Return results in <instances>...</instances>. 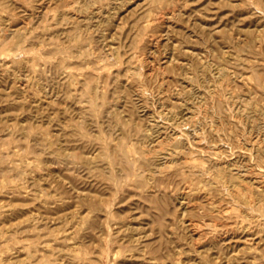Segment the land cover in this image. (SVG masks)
<instances>
[{
    "label": "rangeland",
    "instance_id": "374dc122",
    "mask_svg": "<svg viewBox=\"0 0 264 264\" xmlns=\"http://www.w3.org/2000/svg\"><path fill=\"white\" fill-rule=\"evenodd\" d=\"M0 5V33L4 27L6 34L28 27L17 59L7 53L19 48L18 39L0 38V52L5 50L0 56V264H264V154L258 149L264 145V0H0ZM97 85L102 97L96 99ZM149 133L151 138L143 136ZM175 136L183 146L178 157L188 153L207 169L220 162L246 174L239 182L248 198L246 230L239 218L243 203L225 193L215 172L184 182L189 173L183 169L152 180L143 166L145 175L125 176L120 144L134 145L129 149L138 157L141 148L166 150ZM213 149L222 152L220 160L210 158ZM149 155L155 163L164 159L154 150ZM184 213L199 226L191 229L205 234L202 239L193 240L180 223ZM212 224L219 226V237ZM222 238L235 247L229 261L215 258Z\"/></svg>",
    "mask_w": 264,
    "mask_h": 264
},
{
    "label": "bare ground",
    "instance_id": "6f19581e",
    "mask_svg": "<svg viewBox=\"0 0 264 264\" xmlns=\"http://www.w3.org/2000/svg\"><path fill=\"white\" fill-rule=\"evenodd\" d=\"M60 1V0H59ZM4 3V2H3ZM72 4H73V2H72ZM0 6H2V5H0ZM63 6V5H62ZM12 7V6H11ZM10 7V8H11ZM67 7H69V5L67 6ZM85 7L86 8H89V7H87V4L85 5ZM63 8V7H62ZM77 8V7H76ZM75 9V8H74ZM101 9V8H100ZM63 10H66V9H63ZM62 10V11H63ZM57 11H60V10H57ZM67 11H71L70 9H67ZM76 11V10H75ZM77 11H78V9H77ZM80 11V10H79ZM78 11V12H79ZM92 11V10H91ZM101 12L103 11V10H100ZM64 12V11H63ZM62 12V13H63ZM66 12V11H65ZM88 12H89V10H88ZM95 12H98V11H95ZM94 12V13H95ZM58 13V12H57ZM61 13V14H62ZM72 13V12H71ZM87 13V12H86ZM64 14V13H63ZM66 14H68V13H66ZM80 14V13H79ZM100 14V13H99ZM99 14H97V16L99 15ZM59 15H60V13H59ZM76 15V14H75ZM94 15V14H93ZM61 16V15H60ZM63 16V15H62ZM67 16V15H66ZM75 17V16H74ZM7 18V17H6ZM85 18H86V16H85ZM95 18V17H94ZM98 18V17H97ZM92 19V18H91ZM108 19V18H107ZM167 19H169V18H167ZM2 20V19H1ZM8 20V19H7ZM57 20V19H56ZM9 21H10V19H9ZM55 21V20H54ZM86 21V20H85ZM94 21V20H93ZM76 22V21H75ZM101 22V21H100ZM27 23V22H26ZM105 23H106V21H105ZM25 24V23H24ZM50 24H52V23H50ZM90 23H88V25H89ZM96 24V23H95ZM1 25V24H0ZM10 24H8V26H9ZM49 25V24H48ZM64 25V24H63ZM92 25V24H91ZM13 26V25H12ZM55 26V25H54ZM87 26V25H86ZM95 26V25H94ZM16 27H18V26H16ZM47 27V26H46ZM70 27V26H69ZM71 27H72V25H71ZM73 27L74 28H78L79 29V24L78 23H75V24H73ZM88 27H90V25L88 26ZM96 27V26H95ZM4 28H6V27H4ZM4 28H3V30H2V32L0 33V38H2L4 41H6L8 38H17L18 39V42H17V44H19V43H24V42H26V40H27V29H28V27H27V24L24 26V27H19V28H13V29H11V31H10V34H6V31H4ZM48 28V27H47ZM93 28V27H92ZM50 29V28H49ZM29 30H31V28L29 29ZM9 31V30H8ZM56 31V30H55ZM58 31V30H57ZM63 31V30H62ZM68 32H69V30H67ZM82 31H83V29H82ZM48 32V31H47ZM79 32H80V30H79ZM63 34V33H62ZM68 34V33H67ZM7 35V36H6ZM78 35V34H77ZM60 37V36H59ZM70 37V36H69ZM71 38H72V36H71ZM77 38V37H76ZM75 38V39H76ZM80 38H81V34H80ZM84 38H87V37H85L84 36ZM66 39V38H65ZM15 40V39H14ZM67 40V39H66ZM71 41V40H70ZM73 41H75V40H73ZM77 41V40H76ZM82 41V40H81ZM84 41V40H83ZM252 41H254V40H252ZM257 41V40H256ZM79 43H82V42H79ZM152 43H153V41H152ZM155 43V42H154ZM241 43V42H240ZM252 43V42H251ZM254 43V45H255V41L253 42ZM35 44V43H34ZM72 44V43H71ZM237 44H239L238 42H237ZM249 44H250V41H249ZM33 45V44H32ZM38 45V44H37ZM78 45V44H77ZM39 46V45H38ZM82 46V45H81ZM88 46H90V45H88ZM257 46V45H256ZM67 47V46H66ZM83 47V46H82ZM240 47H243V46H240ZM248 47H250V46H248ZM248 47H246V48H248ZM8 51L9 50H11V49H8V48H6ZM23 49V48H22ZM69 50V49H68ZM79 50V49H78ZM82 50H83V48H82ZM187 50V49H186ZM5 51V50H4ZM4 51H1L0 52V56H1V53H4ZM39 51V50H38ZM64 51V50H63ZM81 51V50H80ZM190 51V50H189ZM208 51V50H207ZM247 51V50H246ZM254 51H256V50H254ZM45 52L46 51H44V54H45ZM66 52V51H65ZM89 52V51H88ZM90 52H91V50H90ZM192 52V51H191ZM262 52V51H261ZM52 53V52H51ZM81 53V52H80ZM83 53V52H82ZM247 53V52H246ZM250 53V52H249ZM263 53V52H262ZM20 54H21V51H20V44H19V48H17V49H14V50H12V52L9 54V53H7V55L8 56H10L11 58H13V59H17V58H19V56H20ZM48 54H50V52L48 53ZM54 55H55V53H53ZM68 54V53H67ZM71 54V53H70ZM187 54H189V53H187ZM200 54V53H199ZM256 54V53H255ZM57 55H59L58 53H57ZM193 55V54H192ZM67 56V55H66ZM74 56V55H73ZM252 56V55H251ZM258 56V55H257ZM3 57V56H2ZM63 57V56H62ZM62 57H60V58H62ZM69 57V56H68ZM68 57H66L67 59H68ZM194 57V56H193ZM196 57H198L197 55H196ZM195 57V58H196ZM64 58V57H63ZM65 58V59H66ZM141 58V57H140ZM172 58V57H171ZM195 58H194V60H195ZM249 58V57H248ZM247 58V59H248ZM250 58H252V57H250ZM258 58V57H257ZM262 58V57H261ZM59 59V58H58ZM166 59V58H165ZM208 59V58H207ZM239 59V58H238ZM247 59H246V61H247ZM253 59V58H252ZM259 59V58H258ZM263 59H264V57H263ZM82 60V59H81ZM94 60V59H93ZM167 60H169V59H167ZM1 61V60H0ZM59 61V60H58ZM65 61H67V60H65ZM88 61V60H87ZM226 61V60H225ZM224 61V62H225ZM24 62V61H23ZM94 62V61H93ZM167 62V61H166ZM171 62V61H170ZM61 63V62H60ZM88 63V62H87ZM136 63V62H135ZM185 63V62H184ZM202 63V62H201ZM206 63V62H205ZM212 63V62H211ZM246 63V62H245ZM68 64V63H67ZM168 64V63H167ZM166 64V65H167ZM243 64V63H242ZM259 64H260V61H259ZM263 64V63H262ZM90 65H92V64H90ZM137 65V64H136ZM191 65V64H190ZM195 65V64H194ZM198 65H200V64H198ZM213 65V64H212ZM202 66V65H201ZM208 66V65H207ZM249 66V65H248ZM258 66V65H257ZM191 67V66H190ZM193 67V66H192ZM245 67V66H244ZM247 67V66H246ZM261 67H262V65H261ZM68 68V67H67ZM200 68V67H199ZM209 68V67H208ZM212 68V67H211ZM221 68V67H220ZM252 68V67H251ZM89 69V68H88ZM92 69H94V67L92 68ZM97 69V68H96ZM247 69V68H246ZM256 69H257V67H256ZM260 69H262V68H260ZM259 69V70H260ZM264 69V68H263ZM262 69V70H263ZM209 70V69H208ZM225 71H228V68H227V70L226 69H224ZM249 70V69H248ZM77 71V70H76ZM79 71V70H78ZM92 71H94V70H92ZM193 71V70H192ZM196 71V70H195ZM225 71H223V72H225ZM252 71V70H251ZM261 71V70H260ZM41 72H42V70H41ZM61 72V71H60ZM66 72H69L68 70L66 71ZM91 72V71H90ZM209 72V71H208ZM207 72V73H208ZM216 72H218V71H216ZM257 72H259V71H257ZM263 72V71H262ZM64 73V72H63ZM196 73V72H195ZM227 73V72H226ZM83 74V73H82ZM201 74V73H200ZM232 74V73H231ZM246 73H244V75H245ZM72 75V74H71ZM97 75V74H96ZM100 75V74H99ZM107 75V74H106ZM190 75V74H189ZM216 75H218V73L216 74ZM228 75V74H227ZM256 75H257V73H256ZM195 76V75H194ZM201 76V75H200ZM209 76V75H208ZM213 76V75H212ZM226 76V75H225ZM229 76H230V74H229ZM247 76V75H246ZM259 76V75H258ZM25 77V76H24ZM23 77V78H24ZM76 77V76H75ZM74 77V78H75ZM77 77H78V75H77ZM151 77V76H150ZM149 77V78H150ZM217 77V76H216ZM221 77V76H220ZM228 77V76H227ZM22 78V77H21ZM27 78V77H26ZM100 78V77H99ZM98 78V79H99ZM102 78V77H101ZM145 78V77H144ZM210 78V77H209ZM236 78V77H235ZM260 78V77H259ZM264 78V77H263ZM39 79V78H38ZM67 79V78H66ZM86 79V78H85ZM204 79V78H203ZM213 79V78H212ZM234 79V78H233ZM69 80V79H68ZM67 80V81H68ZM144 80V79H143ZM222 80V79H221ZM242 80V79H241ZM244 80V79H243ZM263 80V79H262ZM261 80V81H262ZM30 81V80H29ZM89 81V80H88ZM105 81V79L102 81V82H104ZM234 81V80H233ZM252 81V80H251ZM250 81V82H251ZM40 82V81H39ZM187 83V82H186ZM248 83V82H247ZM262 83H264V80H263V82ZM65 84V83H64ZM100 84V83H99ZM102 84V83H101ZM165 84V83H164ZM27 85V84H26ZM26 85H25V87H26ZM32 85V84H31ZM44 85V84H43ZM46 85V84H45ZM90 85V84H89ZM129 85V84H128ZM127 85V86H128ZM146 85V84H145ZM251 85V84H250ZM60 86H62V85H60ZM94 86V85H93ZM126 86V87H127ZM190 86V85H189ZM221 86V85H220ZM224 86H225V83H224ZM249 86V85H248ZM259 86H262V85H259ZM28 87V86H27ZM101 87H103V86H101ZM191 87V86H190ZM253 87V86H252ZM21 88V87H20ZM24 88V87H23ZM35 88V87H34ZM48 88V87H47ZM57 88V87H56ZM67 87H65V89H66ZM93 88H95L94 90L96 91L95 93H96V95H95V98L97 99V98H101L102 96H100L101 94H100V86L99 85H97V86H95V87H93ZM251 88V87H250ZM260 88V87H259ZM26 89V88H25ZM29 89V88H28ZM52 89V88H51ZM69 89V88H68ZM143 89V88H142ZM149 89V88H148ZM147 89V90H148ZM216 89V88H215ZM225 89V88H224ZM252 89V88H251ZM18 90V89H17ZM214 90V89H213ZM260 90V89H259ZM21 91V90H20ZM39 91V90H38ZM73 91H75V90H73ZM86 91V90H85ZM102 91H103V89H102ZM163 91V90H162ZM216 91V90H215ZM214 91V92H215ZM249 91V90H248ZM262 91L263 90H261L260 92L262 93ZM56 92V91H55ZM104 92V91H103ZM138 92V91H137ZM148 92H151V90L150 91H148ZM153 92V91H152ZM94 93V94H95ZM35 94V93H34ZM57 94V93H56ZM138 94V93H137ZM149 94V93H148ZM260 94V93H259ZM36 95V94H35ZM106 95V94H105ZM140 95H141V93H140ZM143 95V94H142ZM153 95V94H152ZM193 95H194V93H193ZM232 95H233V93H232ZM253 95V94H252ZM261 95V94H260ZM264 94H262V96H263ZM22 96V95H21ZM31 96H34V95H31ZM155 96V95H154ZM140 97V96H139ZM142 97V96H141ZM153 97V96H152ZM152 97H150V99L152 98ZM156 97V96H155ZM227 97V96H226ZM24 98V97H23ZM148 98V97H147ZM154 98V97H153ZM234 98V97H233ZM236 98V97H235ZM234 98V99H235ZM18 99V98H17ZM21 99H22V97H21ZM25 99V98H24ZM27 99V98H26ZM32 99H34V98H32ZM43 99V98H42ZM48 99V98H47ZM46 99V100H47ZM50 99V98H49ZM91 99H93V98H91ZM18 100H20V99H18ZM45 100V101H46ZM53 100H54V98H53ZM94 100V99H93ZM105 100V99H104ZM149 100V99H148ZM254 100V99H253ZM35 101V100H34ZM49 101H51V100H49ZM234 101V100H233ZM27 102H29L28 100H27ZM44 102V101H43ZM237 102V101H236ZM241 102V101H240ZM251 102V101H250ZM16 103V102H15ZM101 104V103H100ZM105 104V103H104ZM213 104V103H212ZM226 104V103H225ZM262 104V103H261ZM31 105V104H30ZM45 105V104H44ZM69 105V104H68ZM74 105V104H73ZM94 104L92 103V105L91 106H93ZM111 105V104H110ZM241 104H239V106H240ZM15 106V105H14ZM23 106V105H22ZM26 106V105H25ZM75 106V105H74ZM105 106V105H104ZM107 106V105H106ZM238 106V105H237ZM41 107H45V106H41ZM114 107V106H113ZM232 107V106H231ZM242 107V106H241ZM264 107V106H263ZM17 108V107H16ZM87 108V107H86ZM123 108V107H122ZM193 108V107H192ZM244 108V107H243ZM45 109H47V108H45ZM85 109V108H84ZM262 108H260V110H261ZM75 110H76V108H75ZM93 110V109H92ZM99 110V109H98ZM97 110V111H98ZM183 110V109H182ZM182 110H181V112H182ZM226 110H227V108H226ZM57 111V110H56ZM100 111V110H99ZM102 111V110H101ZM107 111H108V109H107ZM122 111V110H121ZM178 111H180V110H178ZM259 111V110H258ZM32 112V111H31ZM73 112V111H72ZM79 112V111H78ZM104 111H102V113H103ZM186 112V111H185ZM232 112V111H231ZM262 112V111H261ZM30 113V112H29ZM33 113V112H32ZM102 113H101V115H102ZM105 113V112H104ZM107 113H109V111L107 112ZM168 113V112H167ZM169 113H170V111H169ZM183 113H184V111H183ZM212 113V112H211ZM255 113H257V112H255ZM60 114V113H59ZM192 114H194L193 112H192ZM216 114V113H215ZM247 114V113H246ZM245 114V115H246ZM35 115V114H34ZM79 115V114H78ZM133 115H134V112H133ZM146 115V114H145ZM187 115V114H186ZM203 115V114H202ZM222 115V114H221ZM43 116V115H42ZM110 116V115H109ZM141 116V115H140ZM144 116V115H143ZM143 116H141V117H143ZM177 116V115H176ZM182 117H183V115H181ZM238 116V115H237ZM241 116V115H240ZM5 117V116H4ZM17 117V116H16ZM74 117V116H73ZM98 117V116H97ZM128 117V116H127ZM145 117V116H144ZM174 117H175V115H174ZM178 117V116H177ZM219 117V116H218ZM236 117V116H235ZM242 117V116H241ZM90 117H88V119H89ZM103 118V117H102ZM105 118V117H104ZM110 118V117H109ZM140 118V117H139ZM165 118H166V114H165ZM168 118H169V116H168ZM176 118V117H175ZM175 118H174V120H175ZM185 118V117H184ZM213 118V117H212ZM217 118V117H216ZM246 118H248V117H246ZM245 118V119H246ZM2 119V118H1ZM4 119V118H3ZM12 119V118H11ZM108 119V118H107ZM112 119V118H111ZM147 119V118H146ZM91 120V118L89 119V121ZM96 120V119H95ZM168 120V119H167ZM185 120L186 121H188V122H192V123H194V122H196L197 121V119L196 118H194V117H190V118H185ZM196 120V121H195ZM201 120V119H200ZM241 120V119H240ZM244 120V119H243ZM12 121V120H11ZM70 121V120H69ZM88 121V120H87ZM109 121V120H108ZM117 121H118V119H117ZM149 121V120H148ZM154 121V120H153ZM202 121V120H201ZM229 121V120H228ZM239 121V120H238ZM20 122V121H19ZM103 122V121H102ZM172 122V121H171ZM178 122V121H177ZM200 122V121H199ZM222 122V121H221ZM230 122V121H229ZM150 123V122H149ZM153 123V122H152ZM170 123V122H169ZM204 123V122H203ZM219 123V122H218ZM243 123V122H242ZM242 123H240V125L242 124ZM249 123V122H248ZM63 124V123H62ZM99 124V123H98ZM114 124V123H113ZM167 124V123H166ZM165 124V125H166ZM260 124V123H259ZM71 125V124H70ZM119 125V124H118ZM156 125V124H155ZM158 125H159V123H158ZM175 125V124H174ZM199 125V124H198ZM220 126H221V124H219ZM257 125V124H256ZM255 125V126H256ZM64 126V125H63ZM77 126V125H76ZM87 127H89L90 125H89V122H88V125H86ZM92 126H93V124H92ZM115 126H116V128L118 127L116 124H115ZM98 127V126H97ZM96 127V128H97ZM178 129L177 130H179V128L181 127V125H177L176 126ZM262 127H264V126H262ZM261 127V128H262ZM17 128V127H16ZM92 128V127H91ZM103 128V127H102ZM109 128V127H108ZM135 128V127H134ZM162 128V127H161ZM190 128V127H189ZM208 128V127H207ZM23 129V128H22ZM87 129V128H86ZM90 129V128H89ZM111 129V128H110ZM119 129V128H118ZM117 129V130H118ZM136 129V128H135ZM159 129H160V126H159ZM163 129V128H162ZM161 129V130H162ZM209 129V128H208ZM40 130V129H39ZM109 130V129H108ZM149 130V129H148ZM168 130H170V129H168ZM174 130V129H173ZM231 130V129H230ZM235 130V129H234ZM233 130V128H232V131H234ZM263 130V129H262ZM11 131V130H10ZM72 131V130H71ZM84 131V130H83ZM141 132H142V130H140ZM201 131V130H200ZM212 131V130H211ZM214 131V130H213ZM242 131V130H241ZM68 132H69V130H68ZM110 132V131H109ZM118 132V131H117ZM141 132H140V134H141ZM156 132V131H155ZM154 132V133H155ZM162 132V131H161ZM168 132V131H167ZM173 132V131H172ZM172 132H170V133H172ZM181 132H182V130H181ZM195 132V131H194ZM199 132V131H198ZM209 132V131H208ZM234 132H236V131H234ZM245 132V131H244ZM58 133V132H57ZM60 133V132H59ZM86 134H87V132H85ZM112 133V132H111ZM128 133H129V131H128ZM133 133H134V130H133ZM132 133V134H133ZM144 133V132H143ZM177 133V132H176ZM184 133V132H183ZM240 133V132H239ZM102 134V133H101ZM161 134V133H160ZM186 134V133H185ZM224 134V133H223ZM262 134V133H261ZM32 135V134H31ZM34 135V134H33ZM88 135V134H87ZM90 135V134H89ZM104 135V134H103ZM134 135H135V137H136V135H138V133H136V134H133V137L132 138H134ZM156 135V134H155ZM176 135V134H175ZM178 135H179V133H178ZM182 135V134H181ZM212 135V134H211ZM39 136V135H38ZM44 136V135H43ZM128 137V135L127 134H124V137ZM145 138L146 137H149V138H151L152 137V134L151 133H149V134H144L143 135ZM165 136H166V134H165ZM184 136V135H183ZM189 137H190V134L188 135ZM261 136V135H260ZM42 137V136H41ZM75 137H76V135H75ZM92 137V136H91ZM99 137H101V135L99 136ZM112 138H113V136H111ZM120 138H121V136H119ZM141 137H142V135H141ZM168 137H170V136H168ZM192 137V136H191ZM215 137V136H214ZM224 137V136H223ZM238 137V136H237ZM53 138V137H52ZM108 138V137H107ZM156 138V137H155ZM192 138H194V137H192ZM202 138V136L201 135H199V134H196V139H201ZM257 138V137H256ZM96 138H94V140H95ZM103 139H105V138H103ZM110 138H108V140H109ZM141 139V138H140ZM171 139L173 140V143L172 144H170L169 146V148H166V150H158V147H157V149H151L152 150V153H153V150H154V153H158V155L160 154L164 159L160 162V163H155V162H153V158H154V156H150L149 154H150V152H151V150H149V149H146V148H141V150L139 151V150H136V153H138L139 154V156L137 157V156H135L134 155V153H132V150H130L129 148H132L133 146H132V144L131 143H127V144H120V146H119V151H120V154H119V158H120V165L122 166V169H123V171H124V174H125V176L126 177H129V179H131V177L133 178V177H140L141 175H145V173H144V171H149V173H150V175H149V178H151L152 180H153V177H154V175L155 174H162V175H167L168 173H171V172H173V173H178L179 171H181V170H183V169H186L185 171L186 172H188L189 173V177H185L186 179H185V181L184 182H186L187 181V179H191V180H193L194 179V177H196L197 178V176L196 175H198L199 177H201L202 175H205V174H209V173H213V172H215V176L214 177H218V178H220V181L223 183V186L225 187L224 188V191H225V193H227L228 195H230L231 197H233L234 198V200L235 201H237V202H239V204H240V202L241 203H243V207H244V209L245 210H243L242 212H241V214L239 215V212H238V215H239V218L240 219H242V220H240L241 221V227L243 228V229H247V227L248 226H246V216H247V214H246V208L248 207H246V203H247V201H246V199H248V198H246V186L244 185V186H242V185H240V181H243L244 179L243 178H245V176H246V174H243V173H241L242 171H238L237 169L235 170V168H233V167H227V166H225L226 164H223V163H220V162H215L214 163V169L215 170H213V169H207L204 165H203V163L201 162H198V163H196V160L194 159V156L193 155H190V154H185L183 157L181 156V157H178V155L180 154V151H181V149H183V146L182 145H180V142H181V140H180V136H175V138L174 137H171ZM184 139H185V137H184ZM204 139V138H203ZM207 139V138H206ZM216 139H218V138H216ZM232 139H233V137H232ZM252 139V138H251ZM255 139V138H254ZM90 140V139H89ZM92 140V139H91ZM96 140H98V139H96ZM106 140V139H105ZM111 140V143H112V139H110ZM159 140V139H158ZM169 140V139H168ZM195 140V139H194ZM224 140H225V138H224ZM235 140V139H234ZM262 140V139H261ZM102 141H104V140H102ZM114 141H116V140H114ZM123 141V140H122ZM133 141V140H132ZM131 141V142H132ZM146 141V140H145ZM167 141V140H166ZM201 141V140H200ZM215 141V140H214ZM217 141V140H216ZM231 141V140H230ZM262 141H264V139L262 140ZM108 142H110V141H108ZM134 142H135V140H134ZM160 142H162V141H160ZM38 143V142H37ZM39 143H40V141H39ZM49 143V142H48ZM111 143H110V145H111ZM120 143V142H119ZM196 143H199L200 144V142L199 141H197ZM215 143V142H214ZM240 143V142H239ZM244 143V142H243ZM258 143V142H257ZM51 144V143H50ZM114 144V143H113ZM112 144V145H113ZM116 144V143H115ZM115 144H114V146H115ZM141 144V143H140ZM139 144V145H140ZM144 144V143H143ZM148 144V143H147ZM152 144V143H151ZM156 144V143H155ZM183 144V143H182ZM186 144V146H188L187 145V143H185ZM225 144V143H224ZM232 144V143H231ZM40 145V144H39ZM42 145V144H41ZM47 145H49V144H47ZM102 145H103V143H102ZM106 145H108L107 147L109 148V143L107 144V142H106ZM117 145V144H116ZM198 145V144H197ZM204 145V144H203ZM206 145V144H205ZM54 146V145H53ZM136 146V145H135ZM151 146V145H150ZM159 146V145H158ZM232 146V145H231ZM253 146V145H252ZM31 147V146H30ZM33 147V146H32ZM110 147H112V146H110ZM193 147H195V146H193ZM205 147V146H204ZM209 147H212L211 145L209 146ZM217 147V146H216ZM248 147V146H247ZM257 147V146H256ZM260 148H258V149H261L262 150V152H263V154H264V145H263V147L262 146H259ZM137 148V147H136ZM139 148V147H138ZM137 148V149H138ZM160 148V147H159ZM185 148V147H184ZM196 148V147H195ZM238 148V147H237ZM240 148L241 149H243V145H241L240 146ZM133 149V148H132ZM191 148H189V150H190ZM210 149V148H209ZM224 149H225V146H224ZM33 150V149H32ZM53 150V149H52ZM134 150V149H133ZM186 150V149H185ZM196 150V149H195ZM109 151V150H108ZM113 151H115V148H114V150ZM187 151V150H186ZM196 151H198V150H196ZM225 151H227V150H225ZM233 151V150H232ZM235 151V150H234ZM253 151V150H252ZM256 151V150H255ZM48 152V151H47ZM110 152V151H109ZM259 152V151H258ZM204 153V152H203ZM234 153V152H233ZM252 153V152H251ZM110 154H111V152H110ZM109 154V155H110ZM229 154V153H228ZM230 154H231V152H230ZM255 154V153H254ZM262 154V155H263ZM108 155V156H109ZM157 155V154H156ZM155 155V156H156ZM200 155V154H199ZM235 155H236V153H235ZM249 155V154H248ZM261 155V154H260ZM261 155V156H262ZM55 156V155H54ZM97 156V155H96ZM196 156V155H195ZM198 156V155H197ZM202 156V155H201ZM223 155H222V152L220 151V150H214L213 149V151H210V158H213V159H215V160H217V159H219L220 160V158L222 157ZM234 156V155H233ZM38 157H41V156H38ZM200 157V156H199ZM208 157V156H207ZM239 157H240V154H239ZM245 157H246V155H245ZM244 157V158H245ZM251 157H252V155H251ZM58 157H56V159H57ZM111 158H112V155H111ZM110 158V159H111ZM202 158V157H201ZM235 158H236V156H235ZM262 158H264V157H262ZM196 159H197V157H196ZM199 159V158H198ZM237 159V158H236ZM240 159V158H239ZM242 159V158H241ZM249 159V158H248ZM256 159V158H255ZM212 160V159H211ZM210 160V161H211ZM231 161H232V159H230ZM235 160V159H234ZM244 160V159H243ZM247 160V159H246ZM254 160V159H253ZM252 160V161H253ZM88 161H90V160H88ZM91 161H92V159H91ZM107 161H108V159H107ZM206 161V160H205ZM222 161H224V160H222ZM228 161V160H227ZM245 161V160H244ZM250 161V160H249ZM256 161V160H255ZM96 162V161H95ZM214 162V161H213ZM260 162V161H259ZM119 163V162H118ZM117 163V164H118ZM225 163V162H224ZM228 163V162H227ZM243 163V162H242ZM110 164H112V166H113V162H112V160H111V162H110ZM246 164H247V162H246ZM244 165V164H243ZM248 165V164H247ZM143 166H147V169L146 170H143L142 169V167ZM234 166V165H233ZM250 166V165H249ZM256 166V165H255ZM19 167V166H18ZM114 167V166H113ZM112 167V168H113ZM120 167V166H119ZM246 167H248V166H246ZM263 167V166H262ZM245 168V167H244ZM264 168V167H263ZM115 169V168H114ZM120 169V168H119ZM260 169V168H259ZM19 170V169H18ZM113 170V169H112ZM118 170V169H117ZM116 170V171H117ZM121 170V169H120ZM247 170V169H246ZM251 170V169H250ZM255 170V169H254ZM255 171H258V170H255ZM254 171V172H255ZM113 172V171H112ZM115 172V171H114ZM117 172H119V170L117 171ZM261 172V171H260ZM260 172H258V173H260ZM248 173H249V171H248ZM253 173V172H252ZM122 175H123V173H121ZM148 174V173H147ZM172 174V173H171ZM170 174V175H171ZM180 174V173H179ZM256 174V173H255ZM169 175V176H170ZM175 175V174H174ZM184 175V174H183ZM213 175V174H212ZM252 175V174H251ZM263 175H264V173H263ZM148 176V175H147ZM180 176V175H179ZM178 176V177H179ZM261 176H262V174H261ZM177 177V176H176ZM205 177V176H204ZM250 177H252V176H250ZM264 177V176H263ZM27 178V177H26ZM35 178V177H34ZM34 178H33V180H34ZM160 178V177H159ZM162 178V177H161ZM173 178V177H172ZM181 178V177H180ZM256 179H258L261 183L263 182L262 181V178L260 177V175H258V176H256L255 177ZM260 178H261V180H260ZM124 179V178H123ZM142 179V178H141ZM145 179V178H144ZM147 179H148V177H147ZM163 179V178H162ZM167 180H169L168 178H166ZM208 179V178H207ZM38 180V179H37ZM143 180V179H142ZM151 180V181H152ZM197 180H199V178L197 179ZM248 180V179H247ZM254 180V179H253ZM257 180V183L258 184H260V182ZM201 181H202V178H201ZM217 181V180H216ZM123 182V181H122ZM125 182V181H124ZM123 182V183H124ZM146 182H148V181H146ZM162 182H164V181H162ZM176 182H178V181H176ZM175 182V183H176ZM183 182V181H182ZM192 182V181H191ZM206 182V181H205ZM211 182V181H210ZM251 182H252V180H251ZM122 183V184H123ZM126 183V182H125ZM132 183H133V181H132ZM131 183V184H132ZM143 183V182H142ZM190 183V182H189ZM197 183H198V181H197ZM253 183V182H252ZM119 184H120V182H119ZM121 184V185H122ZM147 184V183H146ZM154 184V183H153ZM158 184V183H157ZM170 184V183H169ZM172 184V183H171ZM174 184V183H173ZM184 184V183H183ZM199 184H201V183H199ZM206 184V183H205ZM209 184V183H208ZM254 184V183H253ZM125 185V184H124ZM211 185V184H210ZM214 185V184H213ZM216 185V184H215ZM261 185V184H260ZM123 186V185H122ZM163 186V185H162ZM177 186V185H176ZM196 186V185H195ZM257 186V185H256ZM261 186H263V185H261ZM146 187V186H145ZM152 187V186H151ZM203 187V186H202ZM205 187V186H204ZM139 188H140V185H139ZM147 188V187H146ZM149 188V187H148ZM155 188V187H154ZM157 189H159L158 187H156ZM155 188V189H156ZM183 188H184V186H183ZM189 188V187H188ZM197 188H198V186H197ZM197 188H195L196 190H197ZM212 188H214V187H212ZM221 188V187H220ZM263 189H261L262 191L261 192H263V194H264V187H262ZM151 189V188H150ZM201 189V188H200ZM206 189V188H205ZM215 189H217L216 187H215ZM222 189V188H221ZM249 189V188H248ZM191 190H193V187H192V189ZM256 190H257V188H256ZM260 190V189H259ZM185 191H187V189L185 190ZM195 191V190H194ZM214 191V190H213ZM213 191H211V193L213 192ZM192 192V191H191ZM197 192V191H196ZM195 192V193H196ZM209 192V191H208ZM221 192H223V191H221ZM260 193V192H259ZM204 194V193H203ZM205 194H206V191H205ZM204 194V195H205ZM208 195H209V193H207ZM213 194V193H212ZM219 194V193H218ZM190 195H192V194H190ZM199 195V194H198ZM197 195V196H198ZM222 195H223V193H222ZM225 195V194H224ZM223 195V196H224ZM227 196V195H226ZM229 196V197H230ZM262 196V195H261ZM188 197V196H187ZM202 197H203V195H202ZM225 197V196H224ZM224 197H222L221 196V198H224ZM81 198V197H80ZM183 198V197H182ZM194 198H195V196H194ZM205 198V197H204ZM250 198V197H249ZM257 198V197H256ZM260 198V197H259ZM215 199V198H214ZM184 200H185V197H184ZM229 200V199H228ZM231 200V199H230ZM250 200V199H249ZM258 200V198L256 199V201ZM188 201V200H187ZM211 201V200H210ZM218 201V200H217ZM259 201V200H258ZM181 202V201H180ZM185 202V201H184ZM207 203V202H206ZM209 203V202H208ZM219 203V202H218ZM231 203V202H230ZM236 203V202H235ZM249 203H250V201H249ZM189 204V203H188ZM223 204V203H222ZM253 204V203H252ZM256 204V203H255ZM180 205H181V203H180ZM214 205V204H213ZM232 205H234V203L232 204ZM251 205V204H250ZM257 205V204H256ZM3 206V205H2ZM187 206V205H186ZM197 206V205H196ZM179 207V206H178ZM181 207H182V205H181ZM193 207V206H192ZM195 207V206H194ZM209 207H211V206H209ZM222 207H224V206H222ZM236 207V206H235ZM239 207V206H238ZM1 208V207H0ZM249 208V207H248ZM260 208V207H259ZM188 209V208H187ZM190 209V208H189ZM196 209H198V208H196ZM212 209V208H211ZM218 209H219V212H220V210H221V205L219 206L218 205ZM226 209V208H225ZM229 209H231V207L229 208ZM185 210V209H184ZM200 210V209H199ZM202 210V209H201ZM200 210V211H201ZM242 210V209H241ZM251 210V209H250ZM262 210V209H261ZM12 211V210H11ZM10 211V212H11ZM211 211H213V210H211ZM218 211V210H217ZM253 211V210H252ZM255 211V210H254ZM3 212V211H2ZM5 212V211H4ZM7 212V211H6ZM6 212H5V215H6ZM9 212V213H10ZM209 212V211H208ZM262 212V211H261ZM207 212H205V214H206ZM218 213V212H217ZM223 213V212H222ZM221 213V214H222ZM2 214V213H1ZM14 214V213H13ZM211 214H212V212H211ZM215 214V213H214ZM228 214H230V212H227V215ZM254 214V213H253ZM216 215V214H215ZM2 216V215H1ZM229 216V215H228ZM250 216V215H249ZM249 216H248V218H249ZM255 216V215H254ZM38 217V216H37ZM37 217L35 218V219H37ZM233 217V216H232ZM235 217V216H234ZM251 217V216H250ZM252 217H253V215H252ZM261 217V216H260ZM1 218V217H0ZM7 218V217H6ZM177 218H180V217H178L177 216ZM229 218H231L230 216H229ZM256 218V217H255ZM193 220V219H192ZM33 221V220H32ZM32 221H31V223H32ZM178 221H179V219H178ZM181 221V222H180ZM179 222L180 223H182L186 228H188V230L191 232V236H192V238H193V240L194 239H196V240H200V239H202L203 237H204V235L205 234H202L201 232L200 233H197V231L195 232V229H191L192 227L191 226H193V225H195V226H197L198 228H199V226L198 225H196V224H192V222H189L187 219H186V213H184L183 215H182V217H181V220H180ZM191 221V220H190ZM202 221H204V219L202 220ZM213 221V220H212ZM240 221H238V222H240ZM263 221V220H262ZM187 222H189V223H187ZM195 222V221H194ZM209 222V221H208ZM211 222V221H210ZM218 222V221H217ZM257 222H259V221H257ZM180 223H177V225H179ZM196 223V222H195ZM197 223H198V221H197ZM203 223H205V222H203ZM231 223V222H230ZM249 223V222H248ZM247 223V224H248ZM220 223H218V225H219ZM222 224H224V223H222ZM264 224V223H263ZM27 225V224H26ZM29 225V224H28ZM177 225H175V226H177ZM203 225V224H202ZM217 224H212V231H213V234L214 235H217L219 232H221V230L219 229V226H218ZM258 225V224H257ZM34 226V225H33ZM263 226V225H262ZM28 227V226H27ZM30 227V226H29ZM206 227V226H205ZM238 227H240L239 226V224H238ZM252 227V226H251ZM257 227V226H256ZM255 227V228H256ZM186 228H185V231H186ZM202 228V227H201ZM253 228H254V225H253ZM258 228V230H259V228H261V227H257ZM176 229H178V227L176 228ZM251 230V229H250ZM263 230V229H262ZM262 230H260L261 232H262ZM211 231V230H210ZM227 231V230H226ZM225 231V232H226ZM237 231V230H236ZM240 232H241V230H239ZM252 231V230H251ZM234 233V232H233ZM252 233V232H251ZM189 234V233H188ZM187 234V235H188ZM230 234V233H229ZM243 234V233H242ZM242 234H241V236H242ZM247 234V233H246ZM184 235H186V234H184ZM211 235V234H210ZM237 235V234H236ZM190 236V237H191ZM226 236V235H225ZM230 236V235H229ZM241 236H239V237H241ZM252 236V235H251ZM207 237V236H206ZM218 237H219V234H218ZM233 237V236H232ZM254 237V236H253ZM135 238V237H134ZM184 238V237H183ZM191 238V239H192ZM209 239L210 238H212V236L211 237H208ZM216 238V237H215ZM221 238V237H220ZM219 238V239H220ZM230 238V237H229ZM140 237H136L135 238V240H137V241H140ZM193 240H191L192 242H193ZM206 240H207V238H206ZM214 240V239H213ZM212 240V241H213ZM228 239L227 238H222L220 241L223 243V245H224V243H227L226 241H227ZM233 240V239H232ZM238 240V239H237ZM243 240V239H242ZM246 240V239H245ZM255 240V239H254ZM260 240V239H259ZM203 241H205V240H203ZM214 241H216L217 242V240H214ZM229 241H231V240H229ZM256 241V240H255ZM196 242V241H195ZM198 242V241H197ZM196 242V243H197ZM220 242V243H221ZM252 242V241H251ZM259 242V241H258ZM261 242V241H260ZM222 243H221V245H222ZM264 243V242H263ZM198 244V243H197ZM215 244H217V243H215ZM219 244V243H218ZM210 245H211V243H210ZM221 245L218 247H216L217 249L219 248V252L217 253V255L216 254H214V255H216L215 256V258L218 260V259H220V258H225L226 260H228L229 261V259H230V253H233L231 250H233V249H231L230 247L232 246V245H224V246H222L221 247ZM234 245V244H233ZM264 245V244H263ZM50 245H47L46 246V248L48 249V247H49ZM216 246V245H215ZM235 246V245H234ZM262 246V245H261ZM212 246H209V248H211ZM233 247V246H232ZM264 247V246H263ZM208 247H206V249H207ZM213 248H214V246H213ZM233 248H235V247H233ZM261 248V247H260ZM46 249V250H47ZM227 249L229 250L230 249V252L229 251H227ZM249 249V248H248ZM259 249V248H258ZM262 249V248H261ZM213 250V249H212ZM211 250V251H212ZM260 250V249H259ZM205 251V250H204ZM207 251V250H206ZM236 251H238V249L236 250ZM261 251V250H260ZM155 252V251H154ZM158 252H159V250H158ZM198 252V251H197ZM234 252H235V250H234ZM262 252V251H261ZM250 253V252H249ZM254 253V252H253ZM252 253V254H253ZM167 254V253H166ZM204 254V253H203ZM202 254V255H203ZM206 254H208V252L206 253ZM209 254H211V253H209ZM164 255V254H163ZM168 255H170L169 254V252H168ZM201 255V257H204V256H202ZM253 255H255V254H253ZM261 254H259V256H260ZM139 257H140V255H138ZM211 256V255H210ZM213 256V255H212ZM258 256V255H257ZM237 257V256H236ZM236 257H235V259H236ZM253 257V256H252ZM163 258V257H162ZM258 258V257H257ZM152 259H155L154 257L152 258ZM210 259V258H209ZM240 259H242V258H239L238 260H240ZM222 260V259H221ZM253 260V259H252ZM155 261V260H154ZM219 261V260H218ZM217 261V262H218ZM233 261V260H232ZM235 261V260H234ZM207 262V261H206ZM236 262V261H235ZM225 263H228V262H225ZM230 264H231V262H229ZM223 264V263H222Z\"/></svg>",
    "mask_w": 264,
    "mask_h": 264
}]
</instances>
